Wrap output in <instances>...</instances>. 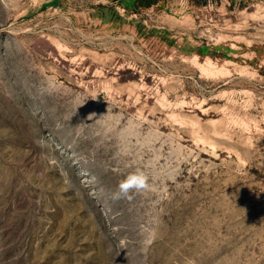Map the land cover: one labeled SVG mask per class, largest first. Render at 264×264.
Listing matches in <instances>:
<instances>
[{"label": "rangeland", "instance_id": "rangeland-1", "mask_svg": "<svg viewBox=\"0 0 264 264\" xmlns=\"http://www.w3.org/2000/svg\"><path fill=\"white\" fill-rule=\"evenodd\" d=\"M0 264H264V0H0Z\"/></svg>", "mask_w": 264, "mask_h": 264}, {"label": "clouds", "instance_id": "clouds-1", "mask_svg": "<svg viewBox=\"0 0 264 264\" xmlns=\"http://www.w3.org/2000/svg\"><path fill=\"white\" fill-rule=\"evenodd\" d=\"M149 179L145 171L137 168L118 182L116 190L110 195V199L114 202L120 200L131 201L134 195L150 189Z\"/></svg>", "mask_w": 264, "mask_h": 264}]
</instances>
